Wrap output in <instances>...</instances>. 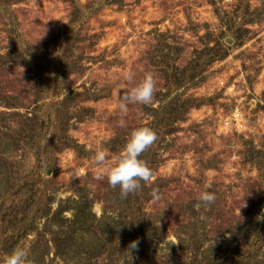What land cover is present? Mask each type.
<instances>
[{
    "label": "rangeland",
    "instance_id": "1",
    "mask_svg": "<svg viewBox=\"0 0 264 264\" xmlns=\"http://www.w3.org/2000/svg\"><path fill=\"white\" fill-rule=\"evenodd\" d=\"M148 72L153 105L119 126ZM141 126L155 175L122 199L94 156ZM17 246L35 264H264V0H0V258Z\"/></svg>",
    "mask_w": 264,
    "mask_h": 264
},
{
    "label": "clouds",
    "instance_id": "2",
    "mask_svg": "<svg viewBox=\"0 0 264 264\" xmlns=\"http://www.w3.org/2000/svg\"><path fill=\"white\" fill-rule=\"evenodd\" d=\"M134 79L135 74L131 70L124 73L125 81L131 83ZM156 91L157 79L153 73L148 72L139 82L127 88L123 94L118 93V108L121 115V119L118 121L119 126L124 127L126 124L125 117L129 113V105H153ZM157 139L158 136L154 129L149 126H141L131 132L130 138L118 156H113L110 159L108 149L98 150L94 156L95 178L99 180L106 177L111 188L119 187L122 199L139 191L142 182L144 184L151 183L155 175L148 163L140 157ZM150 195L154 201L161 199L159 189L154 188ZM215 200L216 194L214 192L204 191L200 195V201L203 205H211ZM138 244V239L132 241L129 249H137ZM0 264H35V261L25 247L17 246L11 253H6L0 258Z\"/></svg>",
    "mask_w": 264,
    "mask_h": 264
}]
</instances>
